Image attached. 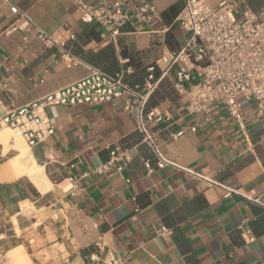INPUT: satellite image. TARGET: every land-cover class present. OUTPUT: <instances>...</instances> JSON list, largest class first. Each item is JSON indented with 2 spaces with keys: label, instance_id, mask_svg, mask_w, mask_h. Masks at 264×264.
Here are the masks:
<instances>
[{
  "label": "crops",
  "instance_id": "1",
  "mask_svg": "<svg viewBox=\"0 0 264 264\" xmlns=\"http://www.w3.org/2000/svg\"><path fill=\"white\" fill-rule=\"evenodd\" d=\"M148 1L155 6L150 22L127 23L112 39L98 23L82 22L70 0H0V117L91 68L124 70L140 85L149 67L158 76L159 55L184 38L174 23L183 0ZM263 4L245 0L236 13ZM21 12L50 35L52 46L24 25ZM61 50L80 62L67 66ZM124 98L51 108L55 131L31 146L0 129V258L22 248L31 264H105L109 257L115 264H262L264 207L249 197L264 199V115L239 100L248 145L224 106L208 117L186 114L164 78L147 104L162 121L149 128L178 166L157 168ZM115 147L122 168L93 171ZM34 168L37 177L28 173ZM71 177H81L75 191Z\"/></svg>",
  "mask_w": 264,
  "mask_h": 264
},
{
  "label": "built area",
  "instance_id": "2",
  "mask_svg": "<svg viewBox=\"0 0 264 264\" xmlns=\"http://www.w3.org/2000/svg\"><path fill=\"white\" fill-rule=\"evenodd\" d=\"M70 1L80 13L82 22L98 23L112 39H116L125 24H148L155 13L154 4L148 0ZM242 3L245 4V0H222L211 6L205 0H183L174 23L184 33V38L177 48L159 55L156 63L158 76L153 73L155 67H149V73L140 85L129 82L124 70L107 73L99 68H91L86 77L0 117V129H11L14 137L24 139L31 146L55 131L51 108L66 104L102 103L124 96V108L142 134V141L151 148L156 167H177L161 151L156 133L149 128L151 122L162 121L159 112L147 109L149 98L158 83L167 78L182 98V112L208 117L215 107L222 105L237 121L239 130L250 145L243 132L239 100L252 101L256 113L264 115V4L257 10L245 8L237 14L236 9ZM20 15L24 25L35 28L40 41L47 46L53 45L50 35L26 13L21 12ZM61 55L69 67L80 62L66 50H61ZM191 130H195V127ZM180 134L182 131L176 135ZM120 156V148L115 147L110 152L109 160L93 171L100 173L113 166L120 170ZM145 167L148 171L153 170L148 161ZM190 173L201 177L196 172ZM81 177L70 178L72 191L79 188ZM249 200L264 207L262 195L249 197ZM163 231L165 229L161 227L159 232L163 234ZM247 239L251 241L253 236L247 235ZM105 264H115L114 258L109 257Z\"/></svg>",
  "mask_w": 264,
  "mask_h": 264
},
{
  "label": "bare ground",
  "instance_id": "3",
  "mask_svg": "<svg viewBox=\"0 0 264 264\" xmlns=\"http://www.w3.org/2000/svg\"><path fill=\"white\" fill-rule=\"evenodd\" d=\"M2 134H9L10 133V129L9 128H4V130L1 132ZM5 137V136H4ZM25 151V150H24ZM29 153V152H28ZM27 154V152H26ZM25 157V156H24ZM29 157V156H28ZM18 160V159H17ZM20 162V161H19ZM17 165V164H16ZM26 169V168H25ZM24 170V168H19L18 171L22 172ZM27 170V169H26ZM31 175H33L34 177L39 175V170L34 168V169H30L28 170ZM45 181H47L44 178ZM36 181V178H35ZM46 183V182H45ZM40 185V184H39ZM46 186H42L41 188H45ZM9 258L11 259V264H31L30 260L28 259L27 255L22 251V248H18L15 249L14 251H11L9 253Z\"/></svg>",
  "mask_w": 264,
  "mask_h": 264
},
{
  "label": "rangeland",
  "instance_id": "4",
  "mask_svg": "<svg viewBox=\"0 0 264 264\" xmlns=\"http://www.w3.org/2000/svg\"><path fill=\"white\" fill-rule=\"evenodd\" d=\"M8 257H9V254H8ZM0 264H11V259L10 258L9 259H7V258H0Z\"/></svg>",
  "mask_w": 264,
  "mask_h": 264
},
{
  "label": "trees",
  "instance_id": "5",
  "mask_svg": "<svg viewBox=\"0 0 264 264\" xmlns=\"http://www.w3.org/2000/svg\"><path fill=\"white\" fill-rule=\"evenodd\" d=\"M169 11H172V8H170ZM156 75H157V74L155 73V76H156Z\"/></svg>",
  "mask_w": 264,
  "mask_h": 264
}]
</instances>
